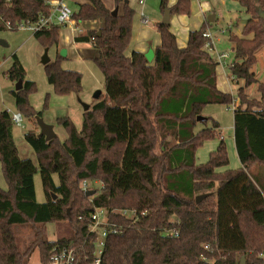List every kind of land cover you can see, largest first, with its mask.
I'll return each mask as SVG.
<instances>
[{
    "label": "trees",
    "instance_id": "16d2710c",
    "mask_svg": "<svg viewBox=\"0 0 264 264\" xmlns=\"http://www.w3.org/2000/svg\"><path fill=\"white\" fill-rule=\"evenodd\" d=\"M86 1L73 20L100 25L77 41L93 43L92 60L104 75L105 93L83 111L82 128L69 117L58 118L56 123L67 130L64 141L58 135L47 141L39 128L30 129L24 139L36 154L34 161L20 155L10 112H0V162L8 184L7 190L0 189V264H28L36 249L44 264L54 246L71 243L79 251L75 264H92L95 238L88 231L95 208L146 212L136 223L113 217L123 231L107 237L101 264H241L243 256L245 264H264V184L253 173L264 167V82L254 71L264 50V0H233L250 18L243 20L240 36L229 28L235 53L230 74L243 80L244 88L257 84L260 99L248 101L244 88L239 90L234 141L241 168L225 172H218L229 165L223 138L207 163L196 162L197 150L220 128L211 117L198 120L204 107L234 101L218 88L217 61L204 50V33L212 23L205 20L192 29L187 45L180 47L171 24L159 22L161 45L150 62L143 52L127 55L135 10L126 0H114L117 15L105 0ZM167 2L161 0L163 11ZM170 8L172 15H190L191 0H177ZM52 11L49 0H0V31L9 29L7 24H35ZM62 27L52 25L34 36L44 47L59 46ZM64 58L58 54L44 65L47 80L58 95L79 94L83 75L63 68ZM5 74L14 83L23 81L11 93L18 111L38 127L36 116L44 111L29 101L37 84L27 80L17 55ZM199 123L206 127L196 130ZM37 174L45 202L36 198ZM92 180L102 187L87 196L90 189L85 191L82 183ZM206 193L210 195L197 203L196 197ZM175 220L180 221V236L163 235ZM62 221L70 235L48 240L42 226ZM23 226L32 230L24 247L17 230ZM208 243L213 253L204 251Z\"/></svg>",
    "mask_w": 264,
    "mask_h": 264
},
{
    "label": "rangeland",
    "instance_id": "374dc122",
    "mask_svg": "<svg viewBox=\"0 0 264 264\" xmlns=\"http://www.w3.org/2000/svg\"><path fill=\"white\" fill-rule=\"evenodd\" d=\"M105 1L107 6L111 10L116 9L114 0ZM65 2L73 13L78 11L79 5L81 4L80 0H65ZM85 2L87 1L85 0ZM176 2L177 0H168L167 6L170 8ZM138 3L139 0H129L130 6L135 10V21L132 33L135 38L131 40L130 45H136L140 39L142 40L144 38V33H140V30L146 25H136V19L139 12ZM197 5L198 4L195 0H191V14L187 15L190 16L191 20L194 19V10L196 12V9L198 7ZM119 7H122V5H120ZM144 13L145 17H147L150 21V23L148 24V28L152 29V31L154 32H158V30H156L157 24L159 22H163L162 20L164 16V11L161 8V0H145ZM211 14L216 15V21L212 23L211 30L215 34L216 46L219 52L228 51L231 54V58L234 59L235 53L232 50L233 46L229 40V28H231L234 34L240 36L244 20L243 18L245 15L241 12L238 4L233 0H215V5L213 6L212 13H208L207 17ZM71 24L73 25V27H76L77 32H79V30L81 31L79 36H87L90 29L88 27H85L83 23L78 25L75 20L72 19ZM0 40L5 43L0 44V110H8L10 112H16L19 110L11 93V91L15 89L16 83L8 79L5 74L7 69L12 64L13 56L17 55L25 67L27 80L34 81L37 84V90L29 95V101L36 110L44 111L42 116L44 121L49 124H55V132L63 141L67 139L68 134L67 130L63 126L56 123L58 118L69 117L70 119H72L76 127L78 129H81L83 125L84 111L82 104L88 103L90 104V108H92V105H94L97 100L94 98V94L99 90L102 91L101 94L105 93L104 75L97 64L92 60V53L95 54L96 52L93 43H82L83 45L78 50H75L78 52H82L84 56L90 55L89 57H85L86 59L80 57L79 54L74 55L73 53H71L70 55H68L67 52V55L62 60L63 68L79 71L83 75L82 91L79 94L62 96L56 94L54 91V87L49 84L45 74L44 65L41 62L42 56L44 55L46 49L49 50L48 53L51 61H54L57 58L58 54L61 55V49H59V46L52 45L49 47H44L41 42L35 38L34 32L29 29H7L0 31ZM234 62L235 60L231 62V65ZM231 65L229 66V68L231 67ZM254 71L255 73H257L259 81L264 82V50H261L259 52L258 62L254 67ZM227 73L229 74V72ZM221 75H223L225 82L227 83L229 81H227L226 79L227 76L223 73H221ZM221 75H219V77ZM242 83V88H244L243 80ZM239 84V80H233L231 78V87L233 90L232 93L229 92L228 94H231V96L234 98L232 104H208L202 111L203 117H211L214 120L218 121L220 124V128L217 130L218 133L214 139L206 141L203 146H201L197 150L196 162L198 164L207 163L210 158V154L216 150L220 142V138H223L228 149L229 165L227 168L223 167L218 169V172H225L227 169L236 170L241 168V162L239 160L234 141L233 109V107L236 108L241 103L240 99L238 98V93L240 90ZM219 87L221 91L223 90V92L224 90H226V88H221L220 85ZM244 92L247 94L248 101H256L260 99V94L257 90V84H254L248 88H244ZM244 107H246V104H244ZM211 122L212 121H209L207 126L210 127L212 124ZM204 127H206L205 124L199 123L196 130H201ZM36 128L38 129L39 126L36 127V125L32 121H29V119L24 117V127L15 126L13 131L14 139L19 148L20 155L25 158L29 157L34 161H36V154L33 148L25 141L24 134L30 129L36 130ZM38 130L40 131V129ZM168 139L171 140V143H174L172 138ZM24 147H28V149H31L30 153H27ZM156 151H159V149H157ZM253 173L256 176H259L261 182L264 184V167L257 166ZM101 187L102 182L98 180H92L89 183L90 190H100ZM0 189H8V184L3 174L1 162ZM35 189L37 201L45 202L46 195L39 174H37L35 177ZM67 224L68 223L66 221L50 222L44 224L42 227L46 238L48 240H56L58 237L69 236L70 232L68 231ZM17 230L19 239L22 241V247H24L23 243H28L32 237V230L29 226H23L18 228ZM28 264H41L39 249H36L30 256Z\"/></svg>",
    "mask_w": 264,
    "mask_h": 264
},
{
    "label": "built area",
    "instance_id": "2783aa9c",
    "mask_svg": "<svg viewBox=\"0 0 264 264\" xmlns=\"http://www.w3.org/2000/svg\"><path fill=\"white\" fill-rule=\"evenodd\" d=\"M195 1L198 4L202 5L206 0ZM140 3L143 4V1L141 0ZM50 4L53 6V11L49 17L40 18L35 24L22 23L18 24L16 27H12L10 24H7V27L10 30L29 29L35 33L43 28L50 27L52 25L66 26L72 23L73 12L66 4V2H64L63 0H57L55 2H50ZM143 22L147 23L148 20L143 19ZM80 33L81 31L79 30L78 34ZM204 37L206 38L204 50L216 59L218 67L225 70L226 67H229L231 65V62H229L232 59L230 52H219L216 46V37L211 28L205 31ZM226 76L228 77V75ZM233 109H235V107H233ZM10 114L15 126L24 127V117L19 111L10 112ZM82 188L85 191L89 190V182L84 181L82 183ZM145 215L146 212H140L135 208H95L94 211L90 214L88 231L89 235H91L92 238H95V241L93 242L96 248L95 260L92 264H101L107 237L111 234L114 235L123 231V225L118 223V221L113 220V217L115 218L117 216L131 223H136ZM179 225V220L172 221V227L165 228L162 231V234L169 238L179 237ZM204 251L213 253L215 251V248L208 243L204 245ZM78 253V248L72 243L68 245H56L52 248L49 259L44 264H75L77 261ZM261 257L264 258V254H262ZM202 260L208 261V259L204 255L202 256Z\"/></svg>",
    "mask_w": 264,
    "mask_h": 264
},
{
    "label": "crops",
    "instance_id": "0c3cea01",
    "mask_svg": "<svg viewBox=\"0 0 264 264\" xmlns=\"http://www.w3.org/2000/svg\"><path fill=\"white\" fill-rule=\"evenodd\" d=\"M50 1L55 2L57 0H50ZM63 1L65 2V0H63ZM140 1L141 0H139V3H138L139 12H138V17L136 19V22H137L136 25L137 26L146 25L144 28H142L140 30V33H144V38L142 40L140 39L136 45H130L129 46V49L127 51L128 56H130L134 51L146 53L151 48L156 50V48L161 45L160 34L158 32H154V31H152V29L148 28V24L150 23V21L148 20L147 17H145V13H144L145 0H142L143 4H141ZM80 3L81 4L85 3V0H80ZM214 5H215V0H206L204 4H202V5L198 4L196 12L194 10V19L193 20H191L190 16H187V15H172V17H171V30L176 35L177 42H178V45L180 47H185L187 45L189 32L192 29L200 28L202 26V24L205 22V20H208L207 14L212 13V9H213ZM239 8H240L241 12L244 14V10L240 6H239ZM175 16H179V17H175ZM134 19H133V26H134V21H135ZM143 19H147L148 22L144 23ZM215 21H216V15H215V20L213 22H215ZM213 22H211V23H213ZM83 24L85 25V27H88L90 30L96 29L100 25V23H98L97 21L84 22ZM243 27H244V24H242V29H243ZM241 34H242V30H241ZM78 36H79V34L76 30V27H73L72 24L64 26L61 30V40L59 43V49L62 50L63 48H65V49H67L68 55H70L71 53H73L74 55L79 54L80 57L86 59L85 57H87V56L89 57L90 55L84 56L82 52L75 51V50H78L83 45L82 43H85V42L77 41ZM132 37H133L132 39L135 38V36H133V35H132ZM92 55H93V53H92ZM234 60H235V58L234 59L232 58L229 62H232ZM229 69H230L229 67H226L225 70H223L220 67H217L218 88L220 89V87H219V85H220L221 88H226V90H224V92H227V93L231 92L232 93L233 89L231 87V78L234 80V77L231 74L229 75L227 73V72H230ZM221 73H223L224 75H228V77L226 79H227V81L228 80L229 81L227 83L225 82V79H224L223 75H221ZM219 75H221V76L219 77ZM242 84H243L242 80H240L239 88L243 87ZM1 111H4V110H0V112ZM53 125H54V129H55V124H53ZM24 149L27 153H30L31 149H28V147H24Z\"/></svg>",
    "mask_w": 264,
    "mask_h": 264
},
{
    "label": "water",
    "instance_id": "95a60500",
    "mask_svg": "<svg viewBox=\"0 0 264 264\" xmlns=\"http://www.w3.org/2000/svg\"><path fill=\"white\" fill-rule=\"evenodd\" d=\"M127 3H129V0H126ZM118 13V8H116L114 11H113V14L114 15H117ZM171 17H172V11H171V8H167L165 9L164 11V16H163V23H166V24H171ZM250 16L249 15H246L244 16V20H247L249 19ZM208 21L209 22H213L215 20V14H212L210 16H208ZM0 44H5L2 40H0ZM48 49L45 50V53L44 55L42 56V59H41V62L43 65L47 64L48 62L51 61L50 57H49V53H48ZM61 55L62 56H66L67 55V49L63 48L61 50ZM146 58L151 62L154 60V57H155V50L153 48L149 49L146 53ZM23 87V81L20 80L16 83V87H15V90L18 91L20 90L21 88ZM102 91H97L95 94H94V98L95 99H98L101 95ZM83 108H84V111H87L90 109V104L88 103H83ZM206 117H203V116H199L198 117V120L201 121L203 119H205ZM36 120H37V124L39 126V129H40V132H39V136H45L46 140L49 141L51 139H53L54 137L57 136L56 132H55V129H54V125L53 124H49L47 122L44 121L43 117L41 116H36ZM96 193L95 190H89L86 192V195L87 196H92ZM210 194L209 193H206V194H201V195H198L196 197V202L197 203H200L203 199H205L207 196H209ZM246 263V258L245 256H243L241 258V264H245Z\"/></svg>",
    "mask_w": 264,
    "mask_h": 264
}]
</instances>
